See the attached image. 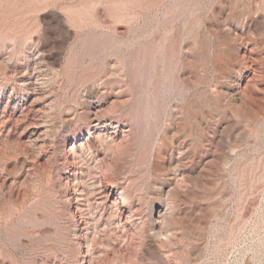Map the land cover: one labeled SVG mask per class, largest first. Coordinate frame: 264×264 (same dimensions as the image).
Instances as JSON below:
<instances>
[{
	"label": "bare ground",
	"instance_id": "1",
	"mask_svg": "<svg viewBox=\"0 0 264 264\" xmlns=\"http://www.w3.org/2000/svg\"><path fill=\"white\" fill-rule=\"evenodd\" d=\"M122 14L106 5L92 10L101 36L108 31L109 38L95 42L97 60L91 72L81 75L75 101L65 110L66 133L55 147L64 173L55 172L52 179L58 215L52 230L35 234L47 239L32 251L33 264H176L177 256L196 264L205 248L192 246V224L201 240L211 220L212 204L204 206L203 200L212 194V177L239 154L242 122L263 117L252 96L255 81L264 78L259 73L264 66L258 67L264 58L255 56L257 41L242 37L223 54L205 42L202 60L212 78L196 71V51H184L197 40L177 43L179 50L175 33L129 40L128 26L135 20ZM256 16H244L236 29L240 37L255 31L262 20ZM42 39L34 49L41 55ZM9 41L14 50L19 46L16 38ZM42 61L33 65L38 73ZM176 63L190 72L176 78ZM33 71L27 81L37 83L38 78L30 80ZM178 78L186 90L182 99L176 98ZM223 115L231 120L222 121ZM234 168L238 177L240 170ZM237 232L227 242L237 240ZM6 263L1 257L0 264Z\"/></svg>",
	"mask_w": 264,
	"mask_h": 264
},
{
	"label": "rangeland",
	"instance_id": "2",
	"mask_svg": "<svg viewBox=\"0 0 264 264\" xmlns=\"http://www.w3.org/2000/svg\"><path fill=\"white\" fill-rule=\"evenodd\" d=\"M97 5L123 13V19L135 20L128 26L129 40L165 39L176 34V50L179 44L197 40L198 44L184 51L191 54L196 51L200 60L196 71L212 78L202 60L204 43L208 40L212 50L223 54L236 48L242 37L251 38L259 45L255 56L264 58V0H0V258L6 264H33L32 251L47 239L35 234L45 228L52 230L56 223L58 204L52 179L55 172L64 173L58 163L61 151L57 149L66 133L62 119L75 101L81 75L91 72L97 60L95 42L101 37L109 38L108 31L101 36V29L91 15ZM253 11L262 20L252 34L240 37L236 29L244 16H252ZM229 27L235 30L229 31ZM9 37L19 40L15 50ZM39 37L45 42L43 55L34 50ZM37 57L44 60L43 71L39 73L33 69L39 61ZM261 62L260 68L264 66L263 59ZM181 67L176 63V78L181 72H190ZM32 71L31 82L36 78L39 82L27 81ZM259 73L263 75L264 69ZM219 76V81L224 83ZM255 82L257 90L252 96L263 117L251 124L242 122L239 154L212 177V194L210 199L203 200L204 206L212 204L211 220L201 240L196 234V224H192V246L205 248V255L196 264H264L263 76ZM185 92L178 78L176 98H184ZM168 95L163 93L165 101ZM222 102L226 103V98ZM225 118L231 120L226 115L221 120ZM235 166L240 177L236 176ZM196 214L201 217V212ZM236 232L237 240L227 242ZM185 261L176 257V264H188Z\"/></svg>",
	"mask_w": 264,
	"mask_h": 264
}]
</instances>
